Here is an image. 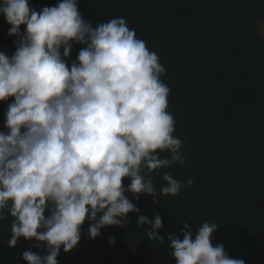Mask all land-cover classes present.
I'll use <instances>...</instances> for the list:
<instances>
[{
  "label": "clouds",
  "instance_id": "1",
  "mask_svg": "<svg viewBox=\"0 0 264 264\" xmlns=\"http://www.w3.org/2000/svg\"><path fill=\"white\" fill-rule=\"evenodd\" d=\"M78 5L60 0L37 10L29 0H0L7 34L16 38L12 54L0 51V102L11 98L0 130V220L12 218L10 247L21 238L44 246L43 255L22 252L27 264H59L61 248L78 245L85 222L89 239L106 226L126 227L128 214L140 212L126 193L159 203L185 187L164 172L158 192L151 176L185 163L158 55L125 18L93 26ZM74 44L82 47L73 60ZM136 223L164 243L158 213ZM217 229V222L195 230L185 222L180 235L168 232L175 264H245L213 245Z\"/></svg>",
  "mask_w": 264,
  "mask_h": 264
},
{
  "label": "trees",
  "instance_id": "2",
  "mask_svg": "<svg viewBox=\"0 0 264 264\" xmlns=\"http://www.w3.org/2000/svg\"><path fill=\"white\" fill-rule=\"evenodd\" d=\"M60 0H29L37 10ZM93 26L112 18L126 19L137 38L154 51L170 89L168 112L175 117L174 135L183 142L185 163L154 170L159 192L168 172L184 182L175 195L158 197L126 193L140 209L128 214L126 227L106 226L95 239L87 236L69 252L61 248L59 264H175L168 232L181 234L185 222L195 230L217 222L212 243L223 244L231 258L264 264V0H78ZM11 27L0 15V51H15ZM24 26H21L23 30ZM82 45L74 44L72 59ZM7 102H0V130ZM161 155H167L162 153ZM191 179L193 184L187 186ZM125 185L129 183L124 181ZM162 217L151 241L137 227L139 215ZM11 217L0 220V264H27L22 252L46 254L35 240L8 245ZM115 236L114 245L109 237Z\"/></svg>",
  "mask_w": 264,
  "mask_h": 264
}]
</instances>
